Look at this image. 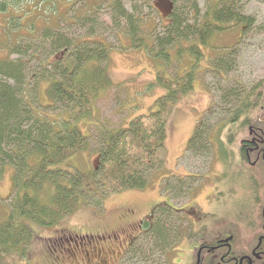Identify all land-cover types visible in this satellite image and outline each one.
I'll list each match as a JSON object with an SVG mask.
<instances>
[{"label":"rangeland","instance_id":"obj_1","mask_svg":"<svg viewBox=\"0 0 264 264\" xmlns=\"http://www.w3.org/2000/svg\"><path fill=\"white\" fill-rule=\"evenodd\" d=\"M102 1L11 0L13 5L0 11V38L5 44L0 58H7L13 43L23 47L10 58L23 60L20 86L31 107L57 121L69 115L63 113L62 106H46L51 102L45 92L47 82L41 76L50 69L42 68L45 62L65 57L66 50L56 43L64 38L70 44L94 40L109 46L106 58L99 61L105 67L107 87L93 105V117L76 122L83 134L95 133V125L125 124L134 115L147 112L164 93L154 82L159 71L175 75L193 69V88L180 93L169 112L162 164L149 171L144 187L105 196L100 205L87 204L52 226L27 221L33 236L25 256L4 255L0 264H83L87 262L85 255L92 258L87 264H193L199 238L209 240L227 224L249 233L245 225L248 192L255 185L247 165L242 168L236 164L237 135L230 120L236 110L238 133H244L251 121L256 124L264 116V108H259L263 101L256 108L249 104L246 111H238L242 95L252 90L255 98L261 82L264 91V0H240L244 15L254 20L248 30L242 24L229 23L231 26L212 33L205 44L194 34L184 39L170 31L168 45L162 46L157 36L167 33L164 25L171 23L167 17L173 8L187 25L200 21L210 4L218 0H174L172 4L169 0H122L124 14ZM8 16L22 17L14 18L20 26L8 24L7 28ZM189 45H195L201 56L183 50ZM178 48H182L180 54ZM166 49L169 61L156 55ZM216 60H222V65H216ZM199 128L205 129L209 141L205 155L186 151ZM201 141L200 145L204 139ZM96 158L91 147L73 154L67 164L85 171L96 166ZM11 174L9 165L0 166V222L10 214ZM183 207H189L184 215L179 210ZM196 215L202 219L197 220ZM144 221L153 222L155 231L160 226L166 229L163 243L143 231L147 228ZM108 233L118 239L107 240ZM102 234L105 240L92 239ZM128 237L133 239L126 244Z\"/></svg>","mask_w":264,"mask_h":264},{"label":"trees","instance_id":"obj_2","mask_svg":"<svg viewBox=\"0 0 264 264\" xmlns=\"http://www.w3.org/2000/svg\"><path fill=\"white\" fill-rule=\"evenodd\" d=\"M10 1L0 0V11L5 12L15 3ZM108 1L102 2L114 5L119 13L124 14L122 0L113 4ZM169 1L171 4L174 2ZM239 4L240 0H218L210 4L200 21L187 25H183L185 20L178 18L173 8L169 17L166 16L171 21L164 25L167 33L157 36V41L161 46L162 43L168 45L171 31L184 39H187L186 35L194 34L201 44H205L212 33L231 26L229 23L242 24L248 30L254 25V20L252 16L244 15ZM14 18L22 19L8 16L6 27L8 24L16 28L20 26V21L16 23ZM56 43L67 53L62 59L55 57L45 62L42 68L45 70L49 66L50 69L41 76L47 82L45 92L51 102L46 106L53 109L62 106L63 113L69 114L61 116L60 121L35 110L25 98L22 91L23 60L21 57L10 58L13 52L21 53L23 47L13 43L7 51V58H0V166L11 167L13 182L10 214L0 222V260L4 255L25 256L26 246L33 236L27 221L52 226L87 204L100 205L105 196L144 187L149 180V171L162 164L169 112L178 95L193 88L196 74L193 69L175 75L159 71L154 82L164 89V93L155 98L147 112L134 115L125 124L95 125V133L83 134L76 122L93 117V105L101 90L107 87L105 67L99 61L106 58L109 46L94 40L70 44L66 38ZM4 47L0 38V50L4 51ZM181 50L178 48V54ZM183 50L201 56L195 45ZM156 55H161L166 61L170 59L169 49L158 51ZM215 64L222 65V60H216ZM262 87L261 82L255 98L252 90L240 97L239 113L249 104L256 108L264 100ZM237 116L235 110L230 121ZM200 128L192 135L186 151L205 155L209 141L205 129ZM202 139L204 143L200 145ZM91 147L96 151V166L84 171L67 164V159L73 154ZM157 208L158 205L152 209L153 218ZM152 223H145L147 228L143 231L150 232L152 239L163 243L166 229L160 226L155 231ZM219 231H230L236 238L238 228L227 224ZM215 240L213 237L207 242L214 244ZM48 251L51 253L49 248ZM56 258L51 257L52 260Z\"/></svg>","mask_w":264,"mask_h":264},{"label":"flooded vegetation","instance_id":"obj_3","mask_svg":"<svg viewBox=\"0 0 264 264\" xmlns=\"http://www.w3.org/2000/svg\"><path fill=\"white\" fill-rule=\"evenodd\" d=\"M259 108H264V100ZM232 122L235 123V126H232L233 134L237 135L234 143L236 164L242 168L247 165L252 183L255 185L251 192H248L249 212L245 225L246 228L249 226V233L245 235L238 230L234 238L230 231L219 233L217 230L214 244L207 242L209 240L203 237L199 238L195 243L193 264H264V116L262 119L258 118L256 124L251 121L244 133H238L240 124L237 117ZM188 209L189 207H183L180 211L184 215L183 212H189ZM149 217L151 219L153 216ZM196 218L202 219L199 215H196ZM107 236V240L118 239L115 235L111 238L109 233ZM97 238L105 240L106 237L102 234L92 239ZM133 238H129L126 244ZM83 260L87 261L83 264H87L92 258L85 255Z\"/></svg>","mask_w":264,"mask_h":264}]
</instances>
